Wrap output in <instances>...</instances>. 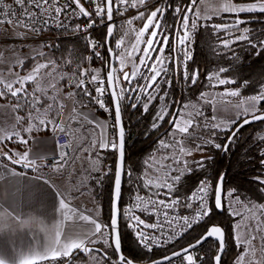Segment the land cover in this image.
<instances>
[{
	"label": "snow or ice",
	"instance_id": "obj_1",
	"mask_svg": "<svg viewBox=\"0 0 264 264\" xmlns=\"http://www.w3.org/2000/svg\"><path fill=\"white\" fill-rule=\"evenodd\" d=\"M198 3H201V0H180L179 3L177 0H155V3H152L151 0H13V3H5L4 0H0V25L26 30L16 33L5 31L0 33V39L7 41L10 37H18L22 38L24 42L39 43L38 38L41 37L45 28L55 25L56 28L67 31L66 20L74 22L77 18H87L86 28L81 29L80 25L76 24L73 31L84 33L85 48L89 46L92 48V53L87 57V60H103V57H107L108 59L104 62L108 63L110 68L107 71L106 81L99 78L98 69L89 67L80 70L78 64L74 66L75 72L72 75L61 74L57 67V61L49 59L45 53L39 52L37 55L44 57L46 62L34 64L29 71V73H35L33 79H26L23 84L19 80L9 84L6 79H3L4 75L0 73V98L6 100L11 97L13 102L18 105L16 113L24 111L23 115H16L20 118L17 127H21L22 124L27 125L26 130L19 133V139L15 134L4 138L5 142H11L10 147H14L16 151H21L26 145L32 143V140H29L23 133L31 134L33 137L37 133H42L45 137H50L53 142L57 141V135H53V133L75 134L74 129L66 127L63 120L69 103L71 104L67 117L69 124L72 121H76L78 124V117L81 116L91 124L96 118L78 110L77 104L81 106V109L85 106V102L78 97H87L89 102H94L105 113L110 109L106 107L104 97L108 96V103L114 104L115 123L112 128L115 131L112 138H107L106 129L101 126L104 132L99 143L95 139L90 140L89 143V148L109 150L115 157L113 165L103 173L104 178L110 181L109 215L106 221L98 222L100 213L95 214L97 218L81 214L77 209L70 208L69 203L66 202L67 198L62 196L64 198L60 200H63V204L67 206L62 209V215L64 212L70 211L72 215H69L71 219L68 220L84 221L91 227L83 231L70 227V233L67 236L74 237V239H66L65 236L63 249H58L50 256H42L41 260L50 258L51 264H57L59 259L60 264H64L63 258H70L68 264H75L76 261H79L80 264H89L90 254L96 253L95 256H91L96 264H99L100 256H104L107 264H137L135 255L129 257L122 254L123 240L126 237L120 231V221H126L124 227L129 229L128 235L134 234L135 243L138 247L146 249V254L153 252L159 245L173 247L170 241L175 235L176 225L184 229L185 234L194 230L197 225L203 229L199 235L192 237L181 249L168 252L162 257H154L151 264H174L177 260L180 261V264H224L223 253L227 251L225 245L228 243H231L234 249H240L234 257V264H246V262L247 264H264V211L261 216H253L251 219L254 220V223L249 224H245L248 217L242 216L235 209L230 211L233 204L242 202V198L236 188L230 191L226 189L224 175L216 173L214 183L212 177L205 175L191 188L183 189L187 193L186 195L181 194L183 188L181 182L185 178L191 179L185 174L193 172L192 165L197 164L201 170L204 169L203 160L189 161L185 157H192L195 152L202 151L206 145L227 153L240 129L254 122L264 123V79L259 82L260 88L257 94L242 99L241 104L236 105V114L230 118L231 129H228L223 121L214 123L217 116L213 114L209 119L205 111L195 104L191 105L192 111L177 113L170 111L169 106L164 103L169 97V89L174 83L177 70H179L180 79L184 83L193 88L198 85L202 73L194 66L191 48L194 46V41L207 46L208 39L204 36L205 32L209 37L218 41L219 48L224 50L231 51L234 45L247 42L253 53L264 54V31H261L259 36L253 35V30L249 27H241L246 21L240 18L245 13L264 15V0H254L251 3H240V0H236L235 3L229 2L217 8L214 15L202 14L201 10L196 7ZM127 13H132V19H127L129 25L133 23V20L146 21L137 33L136 44L133 45L132 51L138 53L141 51L139 45H146L142 49L143 54L139 57V64L147 69V73L141 72L135 65L130 74L123 71L126 66L125 54L115 51L122 48L123 39H116L114 48L109 47L105 42L106 38H111L114 35L113 26H111L114 23V15L125 17ZM221 13L232 14L237 18L224 23H211L209 29L208 22L213 21ZM168 18L171 19L170 23ZM97 24H100L106 31L101 33L100 37L87 38V32L94 29ZM146 33L148 38L144 39ZM98 49L104 50L103 56ZM166 50L169 53L167 56L165 55ZM127 55L131 56L132 52ZM32 59H36V57H32ZM113 59L120 63L119 71L123 73L122 81L116 75L117 69L112 67ZM232 59L237 61L239 56H233ZM21 61L22 63L19 65L22 67L25 61ZM65 64L71 65V61H65ZM16 66V64H11L10 67H5L3 72L10 75ZM113 73L114 78L110 81L109 76ZM230 73L229 67L220 66L216 71L206 75V82L209 87L236 85L235 78H222ZM88 77L90 79L86 84ZM41 80L45 81V87L41 86ZM137 80L143 81V83L134 84L133 82ZM33 82L35 87H31ZM125 82L128 87L121 86ZM60 83L65 85L64 103L58 104L59 93L50 95L49 92L60 90L58 87ZM249 86V81H244V87ZM73 88L75 91L71 90ZM223 95L239 97L241 92L225 90ZM208 97L209 93L199 92V99L203 100L204 104L212 106L213 113L217 112L218 109L213 105V100ZM126 100L128 101L127 106L133 110L139 108L143 113H149L150 110L153 112L151 129H159L165 123L171 125V130L165 133L166 137L170 139H159L156 149V151H170L161 155L159 159L156 158L154 152L143 161L145 166L143 174L136 176L135 179H133L132 171L127 170L125 165V127L122 124L121 113L122 104ZM245 103L247 106L241 107ZM183 108H189V104H184ZM185 116L188 118L186 119ZM197 118L202 119L198 120ZM222 125H224L223 128ZM217 130L222 132L227 130L228 132L223 143L217 142ZM254 147L264 149V135L256 134ZM68 149H71L72 153L80 152L82 146L71 144L65 146L62 151L54 152L52 156H45V163L41 167L47 170L55 166L54 175H62L66 164L71 162L69 157L72 153ZM4 152L6 155L0 158H6L11 164L20 166L22 171L24 166L16 164L12 160L13 151L5 150ZM84 152L87 156L88 150L84 149ZM95 155L99 157V151H96ZM245 155L248 156L247 153ZM29 158L33 159L34 157L29 154ZM72 159L74 160L75 157L72 156ZM257 160L259 167L264 169V150L259 151ZM95 162L99 163L100 160ZM150 170L163 172L166 178L154 180ZM28 171L31 172L32 169L29 168ZM84 171L87 172L89 169L85 168ZM94 171L99 173L100 169L96 168ZM125 179L136 186L133 197L136 203L127 208L123 205L122 192V183ZM95 182L102 185L103 179L98 175L95 177ZM254 182L260 186L259 190L264 193V176H255ZM83 187H85L84 181H72L66 191L68 195H83L81 191ZM141 189H151V194L147 199L139 194ZM129 191L132 189L130 188ZM30 195H34V193ZM243 207L249 210H264V205H250V202L243 203ZM136 209H139L145 217H154V222H148L147 219L141 218V215L136 214ZM180 209L190 210L194 215H181ZM217 210H220L221 216L227 215L232 221L227 229L224 228L223 223L213 222ZM242 227L243 232H241ZM169 230L172 231V235L169 234ZM105 233H107L106 238ZM113 234L114 244L110 242ZM213 238H216L215 249L209 256L208 252L204 250V245L212 241ZM101 240L103 245L111 248L110 254L101 253L95 247H89V245H97ZM217 251L220 254H217ZM77 252L79 255L75 254ZM257 253H259L258 258ZM0 264H9V261L0 255Z\"/></svg>",
	"mask_w": 264,
	"mask_h": 264
},
{
	"label": "trees",
	"instance_id": "obj_2",
	"mask_svg": "<svg viewBox=\"0 0 264 264\" xmlns=\"http://www.w3.org/2000/svg\"><path fill=\"white\" fill-rule=\"evenodd\" d=\"M220 1H230L235 3L236 0H220ZM179 3L180 0H177ZM251 3L254 0H240V3ZM234 15H219L209 23V29L211 23H224L231 19H236ZM246 21L241 27H249L253 30V35L259 36L261 31H264V15L258 13H245L240 17ZM168 22L171 19L168 18ZM106 30H98L95 32V37H100L101 33ZM72 32H61L56 36L59 38L53 42L47 44L45 50V56L49 59L57 61V65L63 70L64 73L72 75L75 72V65H79V69L82 70L86 62V48L84 41L77 36H70ZM117 34V25H115V31L113 39L111 41V47L114 46V38ZM223 35V34H222ZM204 36L208 39L207 46L194 41V46L191 48L194 56V66L199 69L202 73L200 81L196 87H192L189 84L184 83L180 79L179 70L175 73V80L171 88L169 89V97L164 102L169 106L170 111L177 112L181 106L189 101L195 100L199 97L200 91H206L210 87L206 82V75L217 70L220 66H227L231 69V73L227 76H222V78L237 80L236 85H225L219 86L218 89H231L239 90L241 92L240 97L245 98L253 94H257L260 88V80L264 79V54L257 55L253 53L252 49L248 46L247 42H240L233 46L231 51L219 48V42L208 36L205 32ZM173 43L175 44V37L173 36ZM102 49V56H103ZM167 51V50H166ZM259 52V49H257ZM167 54L169 55L168 51ZM233 56H239V60L233 61ZM83 57V59H81ZM108 58L103 57V69L105 70V62ZM71 61V65L65 64V61ZM46 62L44 57H36V59H31L24 63L20 68L21 74L28 73L35 63ZM106 74V71L104 72ZM79 79V77H77ZM171 78V77H169ZM244 81H249L250 86L245 88ZM135 83H142L137 80ZM59 85H65L60 83ZM128 87V85H126ZM75 91V89H71ZM19 99V98H17ZM85 102V105L90 107L91 102L88 101L87 97H78ZM6 101H9L15 111L18 107L11 97H8ZM22 103V101H21ZM79 105V104H77ZM128 101L126 100L122 104V117L123 125L125 131H128L127 136H125V165L126 169L132 171L133 179L136 176L143 174L144 164L143 161L146 160L147 155L154 148L155 143L158 139L163 137L166 132H164L167 123L163 124L159 129L153 130L150 127L151 117L153 112L150 110L149 113H143L139 108L136 110L131 109L127 106ZM18 115H23L24 111L17 113ZM264 126V123H257L255 125L246 126L239 131L235 140L230 144V149L226 153L223 150H217L210 145L205 146L207 153V158L204 160V169L201 170L199 167L193 168V172L185 174L186 177H191V179H183L181 189V194H186L183 189L191 188L196 182L204 177H212L213 183L215 182V174L221 173L225 177V187L227 190H232L236 188L238 194L244 200H251L260 202L264 199V193L259 189L260 186L254 182V177L257 175L264 176V169H261L258 164L257 156L260 150L254 147L255 136L259 134L260 129ZM232 128V127H231ZM230 128V129H231ZM218 139L217 142L223 143L225 140V135L228 134L227 131H217ZM11 142L4 143L3 150L11 151L13 147H10ZM248 154L246 156L245 154ZM103 159V158H102ZM109 159L113 165V160L115 157L112 152L109 154ZM26 172H29L26 170ZM109 184L110 181L107 179L103 182V189L95 186L94 197L98 201V204L102 205L103 221H106L109 215ZM98 187V188H97ZM135 185L131 181L126 179L123 182V203L126 198L135 191ZM180 187V185H177ZM132 191H129V189ZM144 191L143 189L140 192ZM221 222L224 228L227 229L229 224L232 222L227 215L221 216L220 213L216 211L214 215L213 222ZM120 231L124 234L126 239L123 240V254L129 257L135 255L137 262L146 263L151 261L154 257H162L168 252L181 249V247L188 243V241L200 234L203 229L198 225L194 230L190 231L182 240L170 247L169 249L162 251H153L150 253H145L134 241L133 236H129V232L124 228L122 221H120ZM101 249L103 253L110 254L111 248L103 249L99 245L96 246ZM227 251L223 254L224 264H234V257L237 252L240 251L239 248L234 249L231 243L225 245ZM215 249V242L210 241L208 244L204 245V250L208 252L211 256L212 251ZM76 254V253H75ZM79 255V254H77ZM91 255H96L92 253ZM104 262V256H100ZM68 259H64L66 262ZM59 262V261H58ZM179 260L175 261L174 264H179Z\"/></svg>",
	"mask_w": 264,
	"mask_h": 264
},
{
	"label": "crops",
	"instance_id": "obj_3",
	"mask_svg": "<svg viewBox=\"0 0 264 264\" xmlns=\"http://www.w3.org/2000/svg\"><path fill=\"white\" fill-rule=\"evenodd\" d=\"M229 2L218 0V5L221 6ZM220 15L232 14L221 13ZM30 46L34 47V45ZM42 47L44 48L42 51L44 53L47 44ZM32 57L39 56L37 54L30 55L23 58V60L27 62ZM20 68L21 66H19V72ZM60 72L64 73L63 71ZM5 76H3V79ZM31 86H35V83L33 82ZM58 87L60 88V90L57 89L58 93L62 94L65 87L63 85ZM57 103H64V100L62 101L57 97ZM76 107L96 119L89 124L81 116L78 117V124L76 121H72L69 124L67 117L71 104L67 105L63 120L66 127L74 129L75 134L68 133L66 135L70 145H81L82 150L72 153L75 159L73 160L71 156V162L66 165L62 175H54V170L39 172V170H35L36 168L32 169L31 172L21 171L10 165L4 158H0V255H3L9 261V264L50 262V258L41 260L42 256H50L58 249L62 250L65 245V236L66 239H74V237L67 236L70 233V227L76 228L78 231L91 227L84 221L68 220L71 219L69 215H72L70 211L68 213L64 212L62 215V209L67 206L60 199L67 198L66 202L69 203V207L77 209L81 214L92 215L97 218L95 214L101 213L94 206L91 207V210L85 211L80 200L84 197L95 199L94 191L96 189L95 186H98V184L93 178L100 176V173L102 174L103 172L101 162L104 150L91 149L89 148V143L92 139L97 140L99 143L106 125L102 117L90 107L86 105L82 109L80 105H76ZM16 115L18 114L13 105L9 101L0 98V135L15 134L19 139V133L22 130H26L27 125L22 124L21 127H17V124L20 123V118L16 117ZM101 126H104V129ZM23 135L32 140V143L26 145L21 151H16L13 147L11 151L14 153L12 156L14 160L32 162V160L53 155L54 152L58 151L56 142H53L50 137H45L42 133H37L35 137L28 133H23ZM53 135H56V133H53ZM84 149L88 150L87 156H85ZM96 151H99V157L95 155ZM4 154L6 153L2 144L0 145V157H3ZM29 154L34 158L30 159ZM98 159L100 162L96 163L95 161ZM85 168H88L89 171L85 172ZM96 168L100 169L99 173L94 171ZM70 173L71 175H69ZM78 176L85 178L83 180L85 187L81 189L83 195H68L66 189L71 186L72 181H76L75 178ZM106 180L107 178H103L104 182ZM31 193H34V195H30ZM101 221L103 220L100 214L98 222Z\"/></svg>",
	"mask_w": 264,
	"mask_h": 264
},
{
	"label": "rangeland",
	"instance_id": "obj_4",
	"mask_svg": "<svg viewBox=\"0 0 264 264\" xmlns=\"http://www.w3.org/2000/svg\"><path fill=\"white\" fill-rule=\"evenodd\" d=\"M152 3H155V0H151ZM197 9L201 10L202 14L205 15H214L215 14V10L217 8H219L220 6L218 5V0H201V3H198L196 5ZM80 22H86L88 21L87 18H79ZM145 20H133V23L131 25L127 24V22L122 23V24H118L117 25V34L114 38V43L116 39H123L124 40V44L122 45V48L120 50H115L118 52H124L125 54V63L126 66L124 67L123 71H127L129 72V74L133 71V67L134 65L139 67V70L141 72H145L147 73V69L144 68L143 66H141L139 64V57L143 54L142 53V49L143 47H145L146 45L144 44H140L139 48L141 49L140 52H133V45L136 44V36L137 33L139 32V30L142 28L143 23H145ZM104 29V28H103ZM100 29V30H103ZM9 32V33H16L18 31L16 30H11V29H5V28H0V33L3 32ZM70 36H72V34H70ZM12 38V37H10ZM148 38V34H145L144 39ZM0 41H3L2 39H0ZM30 45H34V47L30 46ZM30 45H20V44H12V43H2L0 42V73H2L3 75H6L4 77V79H6L8 81L9 84H13L15 83L17 80H19L21 82V84H23V81L26 79H33L35 73H26V74H21L19 72V64L21 62V60H23V58L30 56V55H35L39 52H42L44 50V48L42 47L43 44H30ZM42 45V46H41ZM27 46V47H24ZM21 48V49H19ZM114 48V46H113ZM132 52L131 56H128L127 53ZM155 55V54H154ZM165 55L167 56V51H165ZM103 63V62H102ZM11 64H16V68L12 69L13 72H11V74L9 75L8 73L3 72V69L5 67H10ZM86 64V62H85ZM85 64L82 70H85ZM106 65V64H105ZM59 71H63L58 65H57ZM115 68L117 69L116 75L118 76V78L122 81L123 80V73L119 71L120 69V63L119 61L115 60ZM106 70L101 69V73H104ZM61 74H63L62 72H60ZM136 82V81H134ZM143 83V81H141ZM41 86L45 87V81L41 80L40 81ZM126 82L122 83L121 86L122 87H127L126 86ZM27 87V85H26ZM31 87H35V86H31ZM219 86L216 87H210L208 90H206L205 92L209 93V99L213 100V105H215V107L218 109L217 112L213 113L212 111V106L210 105H206L203 103V100L199 99V97L195 100L186 102L184 104H189V108L184 109L183 105L181 106L180 109H178L177 113L183 111L185 113H187L188 111H192L193 109L191 108V105L195 104L198 108H202L205 111V114L209 117L215 114L217 116V120L214 123H219L221 121L224 122L225 125L228 126V129H230L232 127L231 124V117H234L237 111L236 105H240L241 104V100L244 99L242 97H231V96H226L223 95L225 90L228 91H235V90H231V89H223L220 90L218 89ZM12 90V89H9ZM29 90L31 91V88H29ZM56 93H58V91L56 90H52L50 92L51 95H56ZM64 93V92H63ZM63 93L59 94L58 98H60L63 101ZM214 97V99H213ZM246 98V97H245ZM247 104L245 103L244 105H242L241 107H246ZM250 117V116H249ZM185 118L187 119L188 117L185 116ZM198 120L202 119V118H197ZM224 127V125H222V128ZM171 130V125L169 126V124L165 127L164 132H168ZM220 131V130H217ZM227 131V130H226ZM222 132V131H220ZM260 135H264V126L260 129L259 131ZM9 135H13V134H1L0 135V145H4L5 142L4 138L9 136ZM159 139H170L168 137H166V135H164L163 137L159 138ZM158 137H157V141L155 143L154 148L151 150V152L147 155L146 159L149 158V156H151L154 152L156 155V158L159 159L161 155L163 154H167V152H169L170 150H161V151H156L157 147H158V141H159ZM104 154V153H103ZM16 155V154H15ZM207 153L205 150V146L203 148L202 151H198L195 152L194 155L192 157H185V159L189 160V161H201V160H205L207 158ZM103 158V157H102ZM101 164L103 165V159ZM193 168L198 167L197 164H193L192 165ZM35 170H39L43 171L44 169L41 168H36ZM46 171V170H45ZM48 171V170H47ZM151 172V176L152 178L155 180L157 178L163 180L166 177L164 176L163 172H156L155 170H150ZM46 173H51V172H46ZM187 174V173H186ZM100 177L103 179V172L102 174L100 173ZM77 182L79 181H83L85 178H80V176L75 178ZM95 179V178H93ZM104 182V181H103ZM103 185V184H102ZM101 184H98V187H100L101 189H103V187ZM97 187V188H98ZM144 193H149L151 194V189H143ZM166 191V190H164ZM90 194V193H89ZM82 207L85 209V211L91 210V207H97L98 210H100V214H101V219L103 220V210H102V205L98 204V201L96 199L92 200V199H88L87 197H84L83 199L80 200ZM245 202H250V205H264V199L260 202H256V201H251V200H244L242 199V202L239 204H233L232 208L229 209L230 211L232 209H235L236 211L240 212L242 214V216L244 217H248V220H245V224H249V223H254V220H252L251 218L253 216H261L262 211L264 210H260V209H256V210H249V209H245L243 207V203ZM92 204V206H90ZM244 229L242 227L241 232H243ZM105 238L107 237V233L104 234ZM100 247H102L103 249H108L107 245H103V241H99V243L97 244ZM97 245H89V247H96ZM103 245V246H101ZM141 250L143 252H147L145 249H143L142 247H140ZM79 254L78 252L76 253V255ZM91 256H95V255H91L89 256V264H96V261H93L91 259ZM259 257V253H257V258ZM69 259V258H65ZM99 264H107L106 262H104V260L99 257ZM64 260V259H63ZM59 261V262H58ZM57 261V264H60V260ZM65 263V262H64ZM39 264H51L50 262H42ZM75 264H80L79 261H76ZM180 264V262H179ZM247 264V262H246Z\"/></svg>",
	"mask_w": 264,
	"mask_h": 264
},
{
	"label": "built area",
	"instance_id": "obj_5",
	"mask_svg": "<svg viewBox=\"0 0 264 264\" xmlns=\"http://www.w3.org/2000/svg\"><path fill=\"white\" fill-rule=\"evenodd\" d=\"M4 2L5 3H13V0H4ZM133 12H135V10H133ZM127 19H132V13H127L125 15V17H121L118 14L114 15V24L118 25V24L125 23V22H127ZM65 23L68 24V30L67 31H64L62 29L56 28L55 25H53L51 28H45L44 32L41 34V37L38 38L39 41H40L39 43L43 44V45H46V44H49L50 42H53V41L57 40L59 38L58 36H56L58 33H61V32H72L71 33L72 36L80 37L84 41V44H86L85 34L82 33V32H74L73 29L75 28L76 24H79L81 29L86 28L88 21L80 22L79 18H77V19L74 20V22L66 20ZM0 28L16 30L18 32L26 31V30H23V29H20V28H13L12 26H4V25H0ZM100 29H103V27H101L100 24H97L94 29H91V30H89L87 32V38H89V39L96 38L94 34H95L96 31H98ZM30 40H31V37H30ZM0 42H2V43H12V44L14 43V44H20V45L39 44V43H33V42H24L22 38H18V37L17 38H13L12 37V38H9L7 41L3 40V41H0ZM98 50L101 51V53H102V49H98ZM91 53H92V48L89 46V47L86 48L85 69H87L89 67L92 68V69H98L99 70V78L100 79H104L106 81L105 73H101V69L103 67V63H102L103 60L94 59L93 61H88L87 57ZM89 79H90V77L86 78V84L88 83ZM105 86L107 87L106 84H105ZM104 100L106 102V107H108L110 109L109 112L105 113L103 110L99 109L98 105H96L94 102H91L90 108L92 110H94L97 114H99L102 117V119L105 122L106 129H107V138L111 139L112 138V134L115 131L112 128V125L115 123V121H114V107H113V105L111 103H108V100H109L108 96H105ZM127 134H128V131H125V136H127ZM56 135H57L56 146L58 148L57 152L62 151V149L65 146H70V143H69V140H68V137H67L66 134L57 133ZM68 151L70 153H72L71 149H68ZM103 153H104L103 154V173H104L107 168L112 166V164H111L110 159H109V154L111 153V151L104 150ZM50 156H52V155H50ZM71 156L69 157V160H70ZM15 160L19 161L17 159H15ZM19 162H21V161H19ZM23 163L31 165L32 169H34V168L44 169L41 166L45 163V159L41 158V159H38V160H32V162L23 161ZM54 167L55 166H53V168H49L47 170H54ZM103 178H104V176H103ZM134 193H135V191L133 193H131L126 198L125 202L123 203L125 208L131 207L132 204L136 203V201L133 198L134 197ZM139 194L141 196H144L145 199H147L148 195H150L149 193H144V192H140ZM186 194H183V195H186ZM135 211H136L137 215H141V218L147 219L148 222H154V220H155L154 217H145L143 214L140 213L139 209H136ZM180 214L181 215H194V213H192L190 210H187V209H180ZM124 223H126V221H122L123 226H124ZM124 228L126 229V231L129 232V229L127 227H124ZM189 232L190 231H188L185 234V230L180 228L179 225H176L175 226V235H173V240L170 241V244L175 245L180 240H182ZM169 234L172 235V231L171 230H169ZM132 236L134 237V234H132ZM181 237H183V238H181ZM169 248H170L169 245H159V246L156 247V249L154 251H162V250H166V249H169Z\"/></svg>",
	"mask_w": 264,
	"mask_h": 264
},
{
	"label": "water",
	"instance_id": "obj_6",
	"mask_svg": "<svg viewBox=\"0 0 264 264\" xmlns=\"http://www.w3.org/2000/svg\"><path fill=\"white\" fill-rule=\"evenodd\" d=\"M111 26H113V32H114V31H115V24L113 23ZM112 39H113V37H111V38H106V39H105V42L108 44L109 47H111V41H112ZM111 64H112V67H115V59H113V60L111 61ZM105 70H106V74H105V76H106V75H107V71L110 70L108 63H106V65H105ZM113 78H114V73H113L112 75L109 76V80L111 81ZM112 105H113V107H114V104H112ZM121 115H122V113H121ZM248 118L250 119L251 117H248ZM257 123H261V122H254V123H252L251 125H255V124H257ZM122 124H123V117H122ZM169 126H170V125H169ZM247 126H250V125H247ZM244 127H246V126H244ZM244 127H243V128H244ZM243 128H242V129H243ZM240 130H241V129H240ZM240 130H239V131H240ZM5 155H6V154H4V156H5ZM4 159H5L10 165H12L13 167H15V168L21 170L20 166H15L14 164H11L6 158H4ZM12 160L15 161L16 164L23 165V166H24V167H23V170H27V171H28L29 168L32 169V166H31V165H28V164L23 163V162L16 161V160H14V159H12ZM122 179H123V176H122ZM122 188H123V183H122ZM217 212L220 213V210H217ZM215 239H216V238H213L212 241L215 242ZM110 242L114 244V234H113L112 237L110 238ZM95 248L97 249L98 252L103 253L101 249H99V248H97V247H95ZM178 250H179V249H178ZM122 254H123V253H122ZM217 254H220V253L217 251ZM223 254H224V253H223ZM69 260H70V258H69L64 264H68V261H69ZM137 264H151V261L146 262V263H140V262H137Z\"/></svg>",
	"mask_w": 264,
	"mask_h": 264
}]
</instances>
